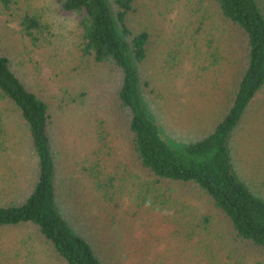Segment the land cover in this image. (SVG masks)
I'll use <instances>...</instances> for the list:
<instances>
[{
  "label": "rangeland",
  "instance_id": "1",
  "mask_svg": "<svg viewBox=\"0 0 264 264\" xmlns=\"http://www.w3.org/2000/svg\"><path fill=\"white\" fill-rule=\"evenodd\" d=\"M134 8L132 26L148 29L152 37L150 55L138 66L146 110L173 148L197 143L223 119L238 85L244 52L237 34L210 0H135ZM39 9L56 29L71 28L55 0H10L8 7L0 2V49L11 54L14 70L56 113V207L74 234L95 248L103 264H223L229 252H236L235 262L246 254V263L264 264L258 251H237L222 212L195 192L178 184L160 186L152 178L149 187L140 171L125 165L124 147L115 145L114 154L98 149L96 132L112 111L120 79L79 61L67 80L58 78L50 69L57 60L47 59L41 42L35 45L20 31L19 19ZM180 53L187 55L183 62ZM0 118V206L20 205L36 181L38 160L24 120L1 101ZM108 124L114 136H123L117 118ZM228 145L236 178L264 200V92L250 103ZM205 216L212 218L213 234L191 238V224L203 226ZM15 231H0V264H59L32 234ZM20 240L27 242L21 256Z\"/></svg>",
  "mask_w": 264,
  "mask_h": 264
},
{
  "label": "trees",
  "instance_id": "2",
  "mask_svg": "<svg viewBox=\"0 0 264 264\" xmlns=\"http://www.w3.org/2000/svg\"><path fill=\"white\" fill-rule=\"evenodd\" d=\"M210 1L223 23L237 34L244 52L243 68L226 114L213 133L179 149L163 139L142 99L138 66L150 55L152 37L148 29L138 30L131 24L135 0H114L113 4L109 0H55L57 10L72 24L71 28L68 25L64 31L56 29V22L44 19L41 14L44 9L33 10L20 18L19 25L24 39L29 37L35 45L41 42L40 50L47 54L46 58L57 60L50 69L58 78L64 76L67 80L75 69V61L104 68L119 77L120 85L111 98L112 111L109 116L104 115L107 120L96 132L100 151L109 150L114 154L115 145L124 147L125 165L129 162L133 169L140 171L149 187L152 178L160 186L178 184L195 192L222 212L237 251H258L264 255V200L236 178L228 145L230 135L239 126L250 103L257 93L264 92V10L259 0ZM0 2L5 7L10 4V0ZM179 56L183 62L187 55L180 53ZM155 92H150L154 104ZM0 101L24 120L38 160L36 181L25 201L20 205L0 206V231L10 233L20 228L23 233L32 234L33 242L59 264H103L95 248L74 234L56 207L57 160L52 148L56 113L42 94L24 83L14 70L11 54L1 49ZM110 117L118 119L123 136L113 135L108 124ZM159 201L163 207L166 205L165 200ZM202 222L203 226L191 224V238L199 233L213 234L212 218L205 216ZM17 243L21 244V256L27 242ZM235 253L229 252L223 264H248L246 254L235 262Z\"/></svg>",
  "mask_w": 264,
  "mask_h": 264
}]
</instances>
